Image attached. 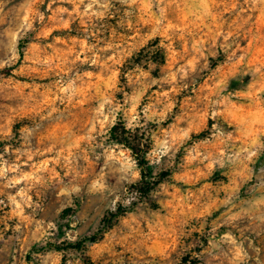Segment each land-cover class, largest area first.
Masks as SVG:
<instances>
[{"label": "rangeland", "instance_id": "obj_1", "mask_svg": "<svg viewBox=\"0 0 264 264\" xmlns=\"http://www.w3.org/2000/svg\"><path fill=\"white\" fill-rule=\"evenodd\" d=\"M88 259L264 264V0H0V264Z\"/></svg>", "mask_w": 264, "mask_h": 264}, {"label": "trees", "instance_id": "obj_2", "mask_svg": "<svg viewBox=\"0 0 264 264\" xmlns=\"http://www.w3.org/2000/svg\"><path fill=\"white\" fill-rule=\"evenodd\" d=\"M136 131V132H134ZM113 138L117 141L123 143L127 146L133 154L137 157L139 165L141 166V178L138 182V191L146 196L148 195L155 187L159 184L160 180L169 176V172L161 173V177L158 180H153L151 175L148 173L146 165L148 163L146 159V155L149 151V136L146 132H138V129L132 130L126 126H115L113 128ZM125 210L122 207L118 209L117 212L110 213L104 219L106 227L109 228L114 219L118 218L121 214H123ZM102 232V231H101ZM100 233H95L93 235H89L84 237L81 240H78L75 243H70L68 245H64V247L57 248H67L74 250H83L87 243H95L98 239H100ZM91 260H87V264H91Z\"/></svg>", "mask_w": 264, "mask_h": 264}]
</instances>
